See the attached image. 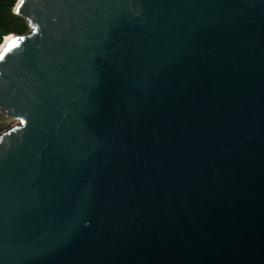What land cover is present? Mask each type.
I'll return each instance as SVG.
<instances>
[{
  "label": "water",
  "instance_id": "obj_1",
  "mask_svg": "<svg viewBox=\"0 0 264 264\" xmlns=\"http://www.w3.org/2000/svg\"><path fill=\"white\" fill-rule=\"evenodd\" d=\"M13 13L0 264H264V0Z\"/></svg>",
  "mask_w": 264,
  "mask_h": 264
},
{
  "label": "trees",
  "instance_id": "obj_2",
  "mask_svg": "<svg viewBox=\"0 0 264 264\" xmlns=\"http://www.w3.org/2000/svg\"><path fill=\"white\" fill-rule=\"evenodd\" d=\"M18 0H0V46L5 37L10 34H25L28 32L27 22L13 13Z\"/></svg>",
  "mask_w": 264,
  "mask_h": 264
},
{
  "label": "rangeland",
  "instance_id": "obj_3",
  "mask_svg": "<svg viewBox=\"0 0 264 264\" xmlns=\"http://www.w3.org/2000/svg\"><path fill=\"white\" fill-rule=\"evenodd\" d=\"M15 124L16 121L0 116V134Z\"/></svg>",
  "mask_w": 264,
  "mask_h": 264
},
{
  "label": "bare ground",
  "instance_id": "obj_4",
  "mask_svg": "<svg viewBox=\"0 0 264 264\" xmlns=\"http://www.w3.org/2000/svg\"><path fill=\"white\" fill-rule=\"evenodd\" d=\"M10 38H12V35H9V36H7V37L4 38V43L1 44V46H0V50L2 49L3 45H4V44H5Z\"/></svg>",
  "mask_w": 264,
  "mask_h": 264
}]
</instances>
